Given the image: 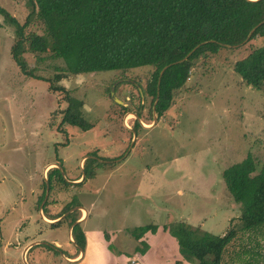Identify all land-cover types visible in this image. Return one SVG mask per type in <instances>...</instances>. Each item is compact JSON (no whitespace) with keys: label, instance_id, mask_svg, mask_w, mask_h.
<instances>
[{"label":"rangeland","instance_id":"rangeland-1","mask_svg":"<svg viewBox=\"0 0 264 264\" xmlns=\"http://www.w3.org/2000/svg\"><path fill=\"white\" fill-rule=\"evenodd\" d=\"M0 5L19 21L28 10L26 0ZM28 31L42 32L41 23L34 19ZM12 39L13 26L0 15V264H77L65 257L67 248L78 250L67 238V217L50 224L40 216L59 214L68 201L76 205L66 211L80 205L76 216L87 208L85 225L101 239L103 232L111 236L114 244L103 246L105 264H153V258L169 254L166 243L175 239L168 232L166 241L159 239L164 223L183 220L219 235L226 230V217L238 211L221 170L248 151L258 164L264 161V82L259 88L245 84L233 62L264 45V36L197 58L160 116L150 96L140 92L148 65L66 74L57 82L82 101V113L93 123L87 129L59 123L62 92L19 70L9 53ZM24 57L45 78L64 65L59 57L36 61L29 52ZM135 118L140 126H134ZM52 166L61 178L49 172L48 185L46 170ZM149 222L157 225L150 251L141 253L121 239ZM234 238L223 247L221 264H232ZM31 240L39 242L22 259L21 248ZM241 245L233 264H264L245 241ZM98 255L79 264H104Z\"/></svg>","mask_w":264,"mask_h":264},{"label":"trees","instance_id":"trees-1","mask_svg":"<svg viewBox=\"0 0 264 264\" xmlns=\"http://www.w3.org/2000/svg\"><path fill=\"white\" fill-rule=\"evenodd\" d=\"M26 5L28 10L22 21L0 5L3 20L13 26L10 56L23 74L48 80V89L62 92L65 105L58 110L59 123L80 129L93 123L83 115L82 101L57 82L66 74L106 69L124 72L133 66L148 65L151 69L140 92L150 96L149 102L160 116L197 58L215 53L221 46L239 45L264 36V0H26ZM34 19L41 23L42 32H25ZM26 52L34 54L36 61L59 57L64 65L55 66L57 70L45 78L27 66ZM233 70L245 84L259 88L264 82V45L253 47L236 59ZM120 106L128 110L127 106ZM135 114L139 116L138 112ZM134 126H140L136 118ZM88 158H84L82 168ZM257 162L248 151L221 170L226 189L239 204L237 223H230L224 233L213 234L183 220L163 224L184 259L193 264H221L223 247L238 229L254 230L264 223V161ZM51 171L61 178L55 166L47 168L48 185L47 174ZM84 178L85 175L79 181ZM44 188L45 185L43 191ZM74 205L66 202L59 214ZM78 211L74 208L65 215L71 217L70 223ZM156 227L149 222L130 230V236L138 241L136 250L145 251L148 244L138 239ZM70 235L78 249H83L84 235L77 221L71 225ZM104 236L108 239L106 233Z\"/></svg>","mask_w":264,"mask_h":264},{"label":"crops","instance_id":"crops-1","mask_svg":"<svg viewBox=\"0 0 264 264\" xmlns=\"http://www.w3.org/2000/svg\"><path fill=\"white\" fill-rule=\"evenodd\" d=\"M48 165H45L44 169ZM42 173H44V172H42ZM79 177H80V175H78L77 177H72V178L73 179H78ZM230 202H231L232 209L237 210L238 213H234L233 215H231L232 212H230V214L226 217V218H228L227 227L229 226L230 223H237V216L239 215V204L236 203V202L233 203L231 200H230ZM76 208L80 209L81 207H76ZM66 212H68V211H66ZM66 212L63 213L60 216H58L57 213H53V215H47L46 216L43 213L41 214V212H40V216L42 217V219L44 221H46L48 223L52 222L53 219H57V218H59V220L57 221V222H59L63 217H65ZM50 214H52V213L50 212ZM87 216H88V210L86 208L85 212L84 211L81 212L76 217V219L74 221H72L71 223L69 222L71 217H67L66 218L68 220V231H67L68 240L72 241V243L75 244L73 242V239H72L71 235H70V229H71V225L74 222H76V221L79 223V225H80V227L82 229L83 235H84V246H83V249L74 250V248H71V247L67 248L68 255H65L66 261L67 262H71L70 260H73V261H76L77 264H79V262H81V261H83V262L86 261L87 263H89L90 260L98 258L99 257L98 254L100 252L101 253V258H102V260L104 261V264H105L108 260H106L105 255H107V252L105 251L103 246L107 247L108 243H110L111 245H113L114 243L111 241V236L109 235L108 232H103V234L101 233V235H103V237L105 239L104 240V239H101V237L98 236L99 231L97 229H93L92 227L86 226L85 225V220H86ZM50 224H52V223H50ZM191 225H193V224H191ZM197 226H199V225H197ZM156 229H157V227H156ZM156 229H155V231H156ZM239 230L240 229H238L236 231L235 235L232 237V239L234 237L235 238H234V244L231 245V247H230V249H232V252H233L232 257H231V263L233 264L235 261L238 260L236 256L243 249L241 244L244 241H245V243L247 245L252 247L251 253L253 255V258L259 259V260L261 259L262 263H263L264 262V223L262 225H260L259 227L254 228V230H252V232H249L248 230H244L243 232H240ZM165 232H167V230L162 227V234H161L162 238H159V239H161V241H163V240L166 241L165 236H163V233H165ZM224 232H225V230H224ZM104 233H106L108 235V239L105 238ZM151 233H153V232L146 231L138 239V240H144L148 244V247L145 249V251L146 250L150 251L151 245L149 243H150V241L152 239ZM239 235H240V237H242L241 240H238L236 238ZM121 239L122 240L124 239L123 241L126 240V242L129 244L128 247H134L138 243L137 240L134 239L135 240L134 241L133 238L131 236H129V235L127 236V238L122 237ZM136 241H137V243H136ZM36 242H39V240L28 241L22 246L21 251H20L22 259H24V256L27 254V252L34 246V244H32V243H36ZM166 246L168 247L170 253L169 254L165 253L164 256L159 255L160 257H157L156 259L153 258V260H154L153 264H165V263H167V264H193L192 262L184 259L179 252L175 253V249H177L176 240H175V242H173V240L172 241L168 240V242L166 243ZM123 247H126V245H123ZM257 253H260V254H257ZM242 254L243 253H241V256H242ZM32 258H33V255H32ZM136 259H137L136 257H132V258L129 259V262L133 263ZM172 261H173V263H172ZM220 261H221V259H220Z\"/></svg>","mask_w":264,"mask_h":264},{"label":"water","instance_id":"water-1","mask_svg":"<svg viewBox=\"0 0 264 264\" xmlns=\"http://www.w3.org/2000/svg\"><path fill=\"white\" fill-rule=\"evenodd\" d=\"M262 21H264V19H262L261 22H262ZM251 30H252V29H251ZM251 30L248 32V34L251 32ZM187 54H188V53H187ZM187 54H186V55H187ZM186 55L183 56L182 58H180V60L184 59V58L186 57ZM164 67H165V66H163V67L160 69L159 73H161V71H162V69H163ZM112 91H113V90L111 89V94H112ZM116 100H118V99H116ZM153 103H154V102H153ZM152 110H153V106H152ZM153 111H154V110H153Z\"/></svg>","mask_w":264,"mask_h":264},{"label":"bare ground","instance_id":"bare-ground-1","mask_svg":"<svg viewBox=\"0 0 264 264\" xmlns=\"http://www.w3.org/2000/svg\"><path fill=\"white\" fill-rule=\"evenodd\" d=\"M130 115H133V114H128V116H130Z\"/></svg>","mask_w":264,"mask_h":264}]
</instances>
